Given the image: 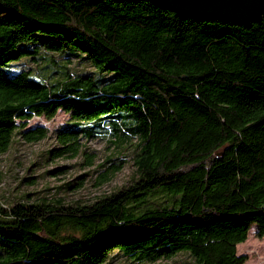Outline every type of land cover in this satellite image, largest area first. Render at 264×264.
Segmentation results:
<instances>
[{
    "label": "trees",
    "instance_id": "trees-1",
    "mask_svg": "<svg viewBox=\"0 0 264 264\" xmlns=\"http://www.w3.org/2000/svg\"><path fill=\"white\" fill-rule=\"evenodd\" d=\"M60 110L70 121L48 155L93 165L82 140L110 136L133 148L134 178L92 202H0V264L248 260L238 245L254 225L264 236V15L240 24L154 0H0V154L49 137L29 120Z\"/></svg>",
    "mask_w": 264,
    "mask_h": 264
},
{
    "label": "rangeland",
    "instance_id": "rangeland-1",
    "mask_svg": "<svg viewBox=\"0 0 264 264\" xmlns=\"http://www.w3.org/2000/svg\"><path fill=\"white\" fill-rule=\"evenodd\" d=\"M26 62L28 67L37 71L39 62ZM69 121L70 116L64 110L58 111L51 119L33 116L29 125L48 127L49 137L37 142L19 138L7 152L0 154V202L34 200L44 195L51 197L56 194L66 196L68 202H92L132 181L136 171L133 148L128 145H124L125 149L117 148L110 136L82 140L87 150L96 154L93 165H88L81 155H48V151L58 145L55 137L57 129ZM118 156H122L124 160L122 168L103 181L102 176L110 164L106 161ZM238 253L249 256L244 264H264V236H258L255 225L251 227L247 240L238 245ZM176 258L184 259V256L174 257ZM174 259H161L156 263L145 264H174ZM188 260L186 258L181 263Z\"/></svg>",
    "mask_w": 264,
    "mask_h": 264
},
{
    "label": "water",
    "instance_id": "water-1",
    "mask_svg": "<svg viewBox=\"0 0 264 264\" xmlns=\"http://www.w3.org/2000/svg\"><path fill=\"white\" fill-rule=\"evenodd\" d=\"M190 16L249 24L264 15V0H154Z\"/></svg>",
    "mask_w": 264,
    "mask_h": 264
}]
</instances>
